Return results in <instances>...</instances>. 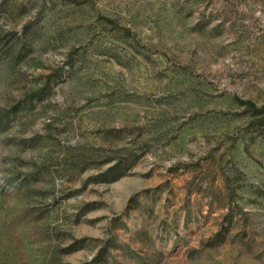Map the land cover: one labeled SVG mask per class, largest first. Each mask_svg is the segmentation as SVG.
Returning <instances> with one entry per match:
<instances>
[{"label": "rangeland", "instance_id": "obj_1", "mask_svg": "<svg viewBox=\"0 0 264 264\" xmlns=\"http://www.w3.org/2000/svg\"><path fill=\"white\" fill-rule=\"evenodd\" d=\"M245 103L264 0H0V264H264Z\"/></svg>", "mask_w": 264, "mask_h": 264}, {"label": "trees", "instance_id": "obj_2", "mask_svg": "<svg viewBox=\"0 0 264 264\" xmlns=\"http://www.w3.org/2000/svg\"><path fill=\"white\" fill-rule=\"evenodd\" d=\"M245 104L250 106V108L255 112V115H259L261 113L264 115V107L257 108L255 105L251 103H245ZM115 178H118V176ZM124 250L127 255L131 256V258L136 260L137 264H150L145 261L146 260L145 257L139 256L137 252L132 250L131 248L125 247ZM108 256H109V249H103L102 252L95 257V259L93 260L91 264H108L110 262V259Z\"/></svg>", "mask_w": 264, "mask_h": 264}]
</instances>
